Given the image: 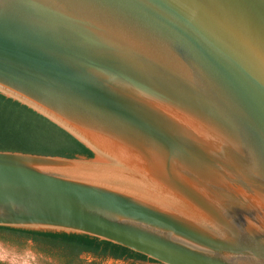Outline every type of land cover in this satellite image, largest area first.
I'll use <instances>...</instances> for the list:
<instances>
[{
  "label": "water",
  "instance_id": "1",
  "mask_svg": "<svg viewBox=\"0 0 264 264\" xmlns=\"http://www.w3.org/2000/svg\"><path fill=\"white\" fill-rule=\"evenodd\" d=\"M0 93L94 153L0 150V226L264 264V0H0Z\"/></svg>",
  "mask_w": 264,
  "mask_h": 264
},
{
  "label": "trees",
  "instance_id": "2",
  "mask_svg": "<svg viewBox=\"0 0 264 264\" xmlns=\"http://www.w3.org/2000/svg\"><path fill=\"white\" fill-rule=\"evenodd\" d=\"M0 150L69 158L94 156L91 149L64 128L26 104L2 93H0ZM0 233V238L13 243L22 244V238L32 240L39 252L53 258L58 264H102L96 260L101 257L159 263L127 247L85 234L5 226H0ZM88 256L92 258L88 259Z\"/></svg>",
  "mask_w": 264,
  "mask_h": 264
},
{
  "label": "rangeland",
  "instance_id": "3",
  "mask_svg": "<svg viewBox=\"0 0 264 264\" xmlns=\"http://www.w3.org/2000/svg\"><path fill=\"white\" fill-rule=\"evenodd\" d=\"M21 241L22 244H18L0 238V262L6 264H58L53 258L39 252L32 240L22 238ZM91 258L88 256V259ZM96 260L102 264H160L148 261L116 260L111 257H101Z\"/></svg>",
  "mask_w": 264,
  "mask_h": 264
}]
</instances>
